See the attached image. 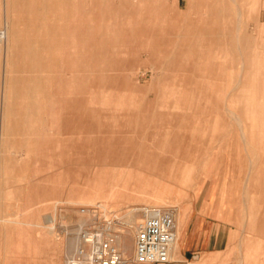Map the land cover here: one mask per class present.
I'll use <instances>...</instances> for the list:
<instances>
[{"label": "rangeland", "instance_id": "rangeland-1", "mask_svg": "<svg viewBox=\"0 0 264 264\" xmlns=\"http://www.w3.org/2000/svg\"><path fill=\"white\" fill-rule=\"evenodd\" d=\"M218 1L181 0L177 19L176 0H169V11L154 15L163 20L139 27L136 20L150 13L139 7L149 0H90L78 15L87 29L78 53L69 6L38 5L37 15L28 8L17 15L14 6L16 16L9 15L20 29L14 69L22 63L19 51H41L38 42L46 39L53 43L54 71L79 61L93 82L76 80L78 112L70 106L51 111L61 99L54 97L52 108L41 101L33 106L37 114L22 118L26 127L10 131L0 161V264H66L67 241L81 221L86 230L108 220L120 230L131 209L144 207L185 211L190 237L199 222L204 235H212L210 245L191 237L181 264H264V0H246L257 4L242 16L248 32L239 43L236 33L221 30L225 17L210 21L218 18ZM49 14L50 25L43 20ZM6 17V0H0V29ZM215 39L223 44L214 45ZM206 53L211 65L202 61ZM174 166V176L189 175V181L172 178V193L156 190L152 173L164 174L167 184ZM184 167L189 174H182ZM88 209L100 217L83 212ZM143 219L139 213L137 226Z\"/></svg>", "mask_w": 264, "mask_h": 264}, {"label": "bare ground", "instance_id": "bare-ground-1", "mask_svg": "<svg viewBox=\"0 0 264 264\" xmlns=\"http://www.w3.org/2000/svg\"><path fill=\"white\" fill-rule=\"evenodd\" d=\"M5 1V0H4ZM90 0H6V6H7V17L5 18V23H3V28L0 29V74L3 75L0 77V105L2 106L1 108V113H0V120H1V129H0V161H4L5 156H6V148L8 146V139H9V133L11 130H13L16 126L21 125V127H26L27 124H24V121H21L23 117L25 116H33L37 114L39 111L36 110L35 105L39 104L41 101L46 103L45 109H49V103L50 101H53L54 97H60L61 99H58V103L54 106V109L51 111H57L59 108H68L70 106L71 112L74 110L78 112V104H75V99H77L78 103V87L76 80L77 79H82L84 83L89 84L93 82L92 78V72L90 71V68L87 66H83L78 62L75 63V65L70 66V69H66L65 66L61 67L59 70H53L52 68V61L55 58L52 55V47L53 43L51 41H48L46 39L39 41V46L42 47L41 51H34L32 48H29L28 50L25 51H19V55L17 54V60L21 59L22 56V63L19 65V67L14 69V54H15V46H14V35L17 34V32L20 31L18 25L15 23L14 18H10L9 13L11 12V17H15V12L13 10L14 6L18 7L19 10L17 12V15H20L21 13L25 12V9H31L34 10L36 15L37 13V6L42 5L45 7L47 10H50V8L53 10L59 9L63 6L70 7L71 8V14H72V22H74L75 27L74 28V34L77 38L76 40V53L79 52L78 48L81 46V43L79 41V37L82 34L87 33V29L82 28L81 23L79 22V12L82 11L81 9L85 10V5L89 2ZM92 2H100V1H109V0H91ZM169 0H149L148 6L145 7H139L141 11H147L150 12L147 17L140 18L136 20V25L139 27H144L147 25L149 22H159L162 18L155 17L154 15H160L161 11L164 13H167L169 11L168 8H171L174 10L175 16L178 15L177 19H180L181 15V0H176V3L169 7ZM232 2V4L235 6L236 9V14L238 15V25L236 26L233 20L234 16V7L232 4H230L228 1L223 0L221 2L218 1L217 4L214 2V8L215 14L218 15V18L210 19L212 20H219L220 18H224L223 26L221 27L222 31L230 32V33H236L237 35V42L239 43L240 36H244L247 34L248 30L247 29V20L242 18L243 14L245 11H248V13L252 10H255V6L257 3H249L246 0H229ZM217 2V1H216ZM229 3V5H228ZM5 4V3H4ZM17 5V6H16ZM5 6V5H4ZM126 8V7H125ZM17 9V8H16ZM134 11H137V8L134 9ZM171 11V10H170ZM5 12V10H4ZM24 15V14H23ZM39 16V15H38ZM173 15V19H171L173 22L175 21V17ZM261 16V15H260ZM43 18V17H41ZM51 15H44L43 20L45 21H50L51 20ZM167 18V17H166ZM226 18L228 20H226ZM169 19V17L167 18ZM163 20V19H162ZM226 21H230V23H234V27L230 29L228 26V23ZM51 23L49 22V25ZM210 27H212L210 25ZM37 28V26H36ZM206 29H209L208 27ZM220 29V28H219ZM40 30V29H39ZM232 31V32H231ZM47 36V35H46ZM60 37L61 34L55 35ZM232 42V41H231ZM234 42H236L234 40ZM233 43V42H232ZM220 45L223 44V42L215 39L214 45ZM86 45H89L88 43ZM240 47V44H239ZM63 52H66L63 50ZM73 52V51H72ZM64 54V53H63ZM75 54V52H74ZM220 52L216 53V58H218V55ZM56 56V58H58ZM59 59V58H58ZM78 60V59H77ZM202 61L205 63H208L211 65V57L208 55V53L204 54V58H202ZM51 63V64H50ZM217 63V60H216ZM87 69H86V68ZM89 68V69H88ZM120 69H117L116 71H119ZM18 73L17 77H13L15 73ZM55 72L54 74H52ZM107 75H102L103 79H106ZM13 78L16 79V83L18 85V89L16 91V97L17 98H12L13 95ZM112 81H117L120 76L119 74H112L111 77ZM241 82V80H240ZM239 82V83H240ZM238 83V84H239ZM71 96L73 97L71 103H67L68 101L65 99L66 96ZM234 94V90L232 92V96ZM233 100L234 97H232ZM15 101V103H14ZM32 102H35V104H31ZM29 104V105H28ZM233 104V103H232ZM41 105V104H39ZM31 106V107H30ZM232 107H229V112L233 113ZM253 104L251 105L250 110L252 109ZM52 108V107H50ZM248 109V110H249ZM42 111V110H41ZM28 122V121H27ZM59 126V125H58ZM54 130L53 126L49 128V131ZM50 131V132H51ZM112 148V146H111ZM110 148V150H111ZM110 154H114L113 156H123V151L121 152H114V151H109ZM151 157H154V154L151 152L150 153ZM148 155V154H147ZM15 160L18 158H16ZM146 156V155H145ZM156 156V155H155ZM174 165V164H173ZM187 167H184L182 170V174L186 172L189 174L190 172L187 171ZM1 172V177L3 176L2 170ZM181 173V170L179 171ZM167 173V172H166ZM169 173V172H168ZM155 177H157V186H155L156 190L163 188L164 190L170 191L171 193L174 191L173 186L171 185V180L172 178L174 180L178 181H189L190 177L188 175L187 178L183 180L182 177H175V166L173 167V171L170 172L167 181L170 180V183L168 182L167 184L164 183V181L161 180L164 174H159L154 171L152 173ZM165 176V175H164ZM181 176V175H180ZM163 186V187H162ZM2 193V197H0V207H2V200H4V195L5 192L3 189L0 187V194ZM157 201H165L166 199L156 196L155 197ZM99 207L104 208V215L108 216V213L110 211H107V205L100 204ZM152 209H158L156 207H144V208H133L130 210V212L125 216L123 220L124 223L122 224L123 227L118 230L114 226H111V229L117 231L115 232V235L117 237V243L120 248V250L123 252V254L131 259V255L135 257V246L132 245L131 240L133 237V230H138L137 226V220L139 213H142L144 217L147 215L148 210ZM164 209V208H161ZM170 209V208H169ZM175 213V220L177 223V239L173 246L171 247L170 251V258L173 262H176L177 264H181L182 261H184V257L182 254V237H183V231L186 226V221L184 217V213L186 214L185 211H181L178 215L176 214V210L172 209ZM83 220V219H82ZM53 218H48L47 223L53 222ZM87 221H81L76 228H74L70 233L72 235L71 238L68 239L67 241V259L70 257H73L75 253L79 250V248L82 246L81 242V233L85 231L83 227L85 226ZM102 224V223H101ZM117 229V230H116ZM83 230V231H82ZM137 232V231H136ZM50 234H53V228L49 230ZM193 264V263H189Z\"/></svg>", "mask_w": 264, "mask_h": 264}, {"label": "built area", "instance_id": "built-area-1", "mask_svg": "<svg viewBox=\"0 0 264 264\" xmlns=\"http://www.w3.org/2000/svg\"><path fill=\"white\" fill-rule=\"evenodd\" d=\"M95 219L98 209H88ZM110 220L81 233L82 246L66 264H177L170 258L177 239V223L172 209H152L139 224L135 240V257L127 258L120 250Z\"/></svg>", "mask_w": 264, "mask_h": 264}, {"label": "crops", "instance_id": "crops-1", "mask_svg": "<svg viewBox=\"0 0 264 264\" xmlns=\"http://www.w3.org/2000/svg\"><path fill=\"white\" fill-rule=\"evenodd\" d=\"M201 223L199 222L198 225H196L197 228H194V232L192 233L191 237H193L194 241L198 242V246L202 244H208L210 245L212 241V235H210V238H207V233L206 235L204 230L201 229V227L204 229V226L200 225ZM190 223L188 222L187 225L185 226V229L183 231V237H182V251L185 248L190 247L191 243V237H190ZM194 244V243H193Z\"/></svg>", "mask_w": 264, "mask_h": 264}]
</instances>
